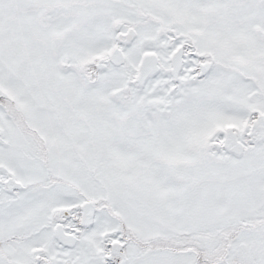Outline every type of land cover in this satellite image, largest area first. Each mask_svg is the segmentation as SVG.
<instances>
[{
    "label": "snow or ice",
    "instance_id": "obj_1",
    "mask_svg": "<svg viewBox=\"0 0 264 264\" xmlns=\"http://www.w3.org/2000/svg\"><path fill=\"white\" fill-rule=\"evenodd\" d=\"M0 264H264V0H0Z\"/></svg>",
    "mask_w": 264,
    "mask_h": 264
}]
</instances>
